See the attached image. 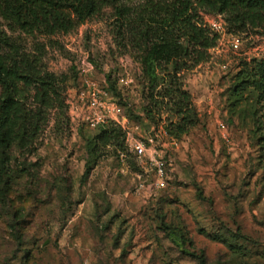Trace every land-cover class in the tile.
<instances>
[{
  "label": "rangeland",
  "instance_id": "374dc122",
  "mask_svg": "<svg viewBox=\"0 0 264 264\" xmlns=\"http://www.w3.org/2000/svg\"><path fill=\"white\" fill-rule=\"evenodd\" d=\"M150 1L128 5L140 10ZM200 16L220 18L224 31L207 61L181 73L197 122L175 141L160 138L169 185L141 194L127 142L102 146L67 103L86 54L98 76L114 81L133 138L174 118L164 108L150 114L133 35L122 34L116 7L50 36L0 17L12 43L7 55L29 57L49 82H0V96L13 95L24 109L14 140L0 144V264H199V256L205 264H264V28ZM234 34L239 49L228 42ZM242 80L248 87L237 91Z\"/></svg>",
  "mask_w": 264,
  "mask_h": 264
},
{
  "label": "trees",
  "instance_id": "16d2710c",
  "mask_svg": "<svg viewBox=\"0 0 264 264\" xmlns=\"http://www.w3.org/2000/svg\"><path fill=\"white\" fill-rule=\"evenodd\" d=\"M130 1L0 0V17L26 33L50 36L68 33L99 14L103 6L114 5L122 34L133 35L131 41L137 48L152 105L149 112L169 110L174 118H167L164 128L178 139L197 122L191 94L182 86L181 73L207 61L210 49L219 40V34L203 22L200 11L225 15L239 29H259L264 28V0H152L140 10H133L128 5ZM11 45L10 38L0 29V82L18 79L26 87L49 85L29 57L7 55L5 50ZM106 76L113 89L114 81L109 74ZM247 87L248 82L242 80L236 90ZM23 114V107L13 95L0 96V144L4 148L14 140ZM94 130L99 132L98 143L102 146L120 138L126 141L125 131L119 125L106 124ZM199 264H205L203 256H199Z\"/></svg>",
  "mask_w": 264,
  "mask_h": 264
},
{
  "label": "built area",
  "instance_id": "2783aa9c",
  "mask_svg": "<svg viewBox=\"0 0 264 264\" xmlns=\"http://www.w3.org/2000/svg\"><path fill=\"white\" fill-rule=\"evenodd\" d=\"M213 32L224 31L220 18H213L205 22ZM228 42L234 49L242 45L241 36L234 34L229 36ZM77 79L72 89V95L67 103L71 119L79 124L95 129L101 125H119L126 132V142L133 151L140 171L137 175L135 192L141 194L144 191L165 189L170 182L169 159L165 156L164 146L166 141L160 138L168 137L175 141L165 128L152 130L146 136L133 138L128 123L127 115L119 98L113 92L109 80L104 75L98 76L93 61L83 54L76 63ZM120 82L128 83L125 77L119 78Z\"/></svg>",
  "mask_w": 264,
  "mask_h": 264
}]
</instances>
